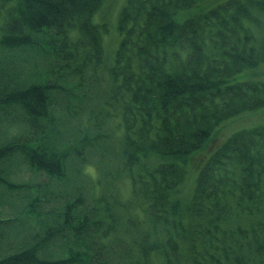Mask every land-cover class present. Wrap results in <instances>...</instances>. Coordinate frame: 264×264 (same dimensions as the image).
<instances>
[{
  "label": "trees",
  "instance_id": "1",
  "mask_svg": "<svg viewBox=\"0 0 264 264\" xmlns=\"http://www.w3.org/2000/svg\"><path fill=\"white\" fill-rule=\"evenodd\" d=\"M108 1L0 0V264H264V124L194 161L224 123L264 109V78L238 79L263 72L264 0L183 22L208 0H127L102 121L80 92L105 83L93 17ZM28 50L53 67L25 71ZM107 116L124 126L113 146Z\"/></svg>",
  "mask_w": 264,
  "mask_h": 264
},
{
  "label": "rangeland",
  "instance_id": "2",
  "mask_svg": "<svg viewBox=\"0 0 264 264\" xmlns=\"http://www.w3.org/2000/svg\"><path fill=\"white\" fill-rule=\"evenodd\" d=\"M127 0H110L106 2L102 8L101 11L97 12L94 17L93 21L94 23L98 25H104L107 30H104L103 28V41H104V47H105V67L101 69L102 74L104 75L105 78V83L103 86H94V87H86V90L81 91L80 93L83 95L85 92H88L93 101V109L97 111V116L100 120L103 121L104 113L108 114H113L114 115V108L110 106L108 102V87H109V79H108V70L111 68V66L114 64V57L116 50L118 49L120 42H121V34L118 30V20H119V14L125 5ZM227 0H208L202 3H199L197 6L193 7L190 10L184 11L180 13L177 16V20L179 22H183L184 19L197 15L199 13L205 12L207 10H210L217 5L226 2ZM32 50H28L27 54L22 53V56L20 58L28 59V64L30 66L25 67V71L30 69V67H38V70L40 72L44 71L46 68L45 67H53L51 63H44L42 59L38 58L35 59L33 55ZM28 55V56H27ZM33 56V57H32ZM18 59V56H16ZM31 58V59H30ZM48 69V68H47ZM261 71L258 73V71H245L241 75L238 76V79L240 80H245V79H263V77L259 76L264 75V66L260 68ZM99 72V71H98ZM261 77V78H260ZM101 87V88H100ZM87 103V102H85ZM83 103V107L84 104ZM83 109V108H82ZM79 110V109H78ZM82 114L80 115L81 119H85L83 122L87 120V117L89 116L88 113H84L83 110H81ZM106 117V122L103 123L104 125V131L107 132V134H112L113 140L110 141V144L113 146L117 137H120L122 135V132L119 128H123L122 124V119L121 117ZM260 124H264V109H260L259 111L252 112V113H247L245 115L239 116L227 123H224L219 130L218 134L216 135L214 142L211 143V148L210 151L208 149L202 151L198 155L194 156V161L195 162H204L205 159H207V156L209 152H213L217 147H219L229 136H231L234 132L241 130V129H248L252 128L255 126H258ZM70 128H73V126L69 125ZM116 129V130H115ZM19 130L10 127V130L7 131V133L3 134V139L4 137H10L15 135ZM73 129H70L66 136H65V141H69L71 139V133L73 132ZM114 131V133H112ZM116 131V132H115ZM96 133V132H94ZM98 133V132H97ZM104 133V132H102ZM119 139V138H118ZM104 143V140H101V144ZM117 143V141H116ZM210 147V146H209ZM208 151V152H207ZM89 178H99L103 182H106L104 178H101L102 173L100 172V175L96 173L95 168L91 166H87V168L84 171ZM21 178L25 180H32L33 181H42V178H33V174L30 172H24L21 174ZM86 175L84 177L88 178ZM195 177H196V172L193 170V168L190 167V172L188 174V178L186 183L181 189V198L186 199L191 196V193L193 192L194 189V184H195ZM127 180V179H126ZM119 184V190L122 195H127L129 191V185L127 184L126 181H122ZM8 208V207H6ZM156 264H162L161 260L157 258Z\"/></svg>",
  "mask_w": 264,
  "mask_h": 264
}]
</instances>
